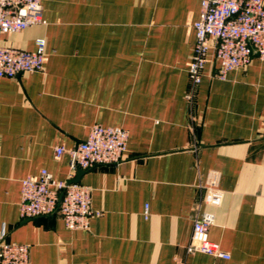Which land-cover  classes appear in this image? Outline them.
<instances>
[{"label":"crops","instance_id":"0c3cea01","mask_svg":"<svg viewBox=\"0 0 264 264\" xmlns=\"http://www.w3.org/2000/svg\"><path fill=\"white\" fill-rule=\"evenodd\" d=\"M43 23L3 37L42 72L0 78V234L29 264H264V62L214 78L209 53L192 103L187 64L201 0H40ZM94 124L128 132L118 165L81 171L101 212L90 228L19 218L20 181L75 180L68 150ZM65 152L58 158L55 148ZM220 173L209 239L228 260L187 254L201 186ZM145 206L148 218L144 217Z\"/></svg>","mask_w":264,"mask_h":264},{"label":"built area","instance_id":"2783aa9c","mask_svg":"<svg viewBox=\"0 0 264 264\" xmlns=\"http://www.w3.org/2000/svg\"><path fill=\"white\" fill-rule=\"evenodd\" d=\"M43 23L40 0H0V78L15 79L25 73L42 72L46 60L44 39H37L34 51L11 48L3 44V37L20 33ZM195 42L187 64L189 89L186 100L192 103L201 83L202 72L209 61V53L218 62L214 78L225 80L228 72L247 66L256 57L264 62V0H201L199 18L188 24ZM128 132L120 127L92 125L84 141L68 150L71 173L100 166L118 165L127 151ZM65 152L55 148L58 158ZM220 173H207L201 188L198 211L192 220L187 254L200 253L216 259L228 260L230 255L209 239L214 214L205 208H217L223 199L219 188ZM92 189L66 180H55L45 169L37 176L20 181L19 218L29 220L58 216L68 230L90 228V219L101 212L91 207ZM148 218V207L144 210ZM0 264H29V246L8 243L0 234Z\"/></svg>","mask_w":264,"mask_h":264},{"label":"water","instance_id":"95a60500","mask_svg":"<svg viewBox=\"0 0 264 264\" xmlns=\"http://www.w3.org/2000/svg\"><path fill=\"white\" fill-rule=\"evenodd\" d=\"M80 173H81V171H78L77 178L75 180H73L74 182H78L79 181L78 177H79Z\"/></svg>","mask_w":264,"mask_h":264}]
</instances>
